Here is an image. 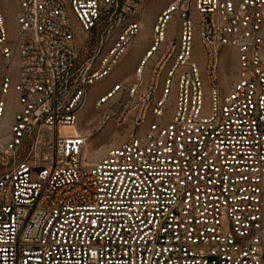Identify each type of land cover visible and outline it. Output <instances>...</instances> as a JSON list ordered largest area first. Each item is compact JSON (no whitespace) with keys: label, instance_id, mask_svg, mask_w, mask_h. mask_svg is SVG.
Here are the masks:
<instances>
[{"label":"built area","instance_id":"built-area-1","mask_svg":"<svg viewBox=\"0 0 264 264\" xmlns=\"http://www.w3.org/2000/svg\"><path fill=\"white\" fill-rule=\"evenodd\" d=\"M9 1L0 264H264V0L169 1L131 73L95 99L129 131L92 161L69 127L150 0Z\"/></svg>","mask_w":264,"mask_h":264},{"label":"rangeland","instance_id":"rangeland-1","mask_svg":"<svg viewBox=\"0 0 264 264\" xmlns=\"http://www.w3.org/2000/svg\"><path fill=\"white\" fill-rule=\"evenodd\" d=\"M171 0H150L146 5L145 10L141 16L143 23L142 30L132 46L130 52L127 54L126 59L118 70L104 78L103 80L95 82L89 88V99L85 108L79 113L76 123V131L82 132L87 136L85 145V155L92 161L99 159L103 156L105 151L116 144L125 140L129 127L127 125H118L114 120L110 119L103 123L102 116L103 110L94 105L96 97L109 89L112 84H116L117 78H123L129 75L134 67L136 61L143 52L146 45V39L150 33V28L154 22L155 17L159 14L161 9ZM6 21L8 28L12 27V5L10 1L6 2ZM178 20L176 16H172L167 24V31L172 34L176 31ZM194 56L200 62V46L198 42L194 45ZM227 65V56L224 52L221 54L220 69L223 70ZM2 68V60L0 59V74Z\"/></svg>","mask_w":264,"mask_h":264},{"label":"bare ground","instance_id":"bare-ground-1","mask_svg":"<svg viewBox=\"0 0 264 264\" xmlns=\"http://www.w3.org/2000/svg\"><path fill=\"white\" fill-rule=\"evenodd\" d=\"M75 127H76V126H74V127H69L71 133H78V132L76 131Z\"/></svg>","mask_w":264,"mask_h":264}]
</instances>
